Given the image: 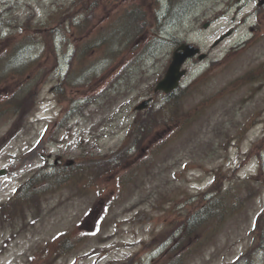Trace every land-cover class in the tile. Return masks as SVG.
<instances>
[{"label":"rangeland","instance_id":"374dc122","mask_svg":"<svg viewBox=\"0 0 264 264\" xmlns=\"http://www.w3.org/2000/svg\"><path fill=\"white\" fill-rule=\"evenodd\" d=\"M137 1L142 14L131 19L135 9L127 5L133 0H0V78H7L0 80V205L29 176L50 178L41 183L40 197L0 207V264H177L171 254L195 232L187 228L189 209L211 195L200 193L222 185L235 188L227 204L235 198L242 207L211 219L215 224L199 249L185 252L182 264H264L262 252L249 253L264 187L254 194L250 188L258 184H248L256 173L264 177L258 169V151L264 150V9L246 24L241 15L251 4L238 11L226 8L234 0H192L184 7L168 0L169 7L175 2V15L159 18L157 27L151 0ZM84 18L91 22L79 31L74 25ZM256 21L258 32L245 40L248 24ZM63 22L68 43L57 47L56 70L48 47L33 40L43 41ZM41 26L43 32L36 29ZM88 36L94 41L86 43ZM21 37L31 45L22 53L9 50ZM177 41L209 54L185 64L181 86H188L187 95L174 121L140 140L128 132L134 106L152 93ZM16 63L22 79L9 72ZM61 77L64 83H58ZM19 90L25 93L21 107L8 112L1 102ZM162 102V94L154 95L147 110ZM44 163L45 173L38 169ZM59 234L77 243L61 252ZM168 236L174 238L159 246Z\"/></svg>","mask_w":264,"mask_h":264},{"label":"trees","instance_id":"16d2710c","mask_svg":"<svg viewBox=\"0 0 264 264\" xmlns=\"http://www.w3.org/2000/svg\"><path fill=\"white\" fill-rule=\"evenodd\" d=\"M10 72H14L13 73L15 75L14 79H16V72H19V71L16 70V69H13ZM17 78L18 79H22L23 75L21 73H18ZM5 79H7V78H0V80H5ZM184 91H185V88H180V89H178L176 91V93L172 92L170 94H167L165 96L164 105L159 110V112L158 111H156V112L155 111L145 112L144 113L145 116L138 118L137 122L135 124H133V127L131 126V130L130 131L132 133H135V135H138L139 139L141 140V138H144L145 136L149 135V133H152L158 127L163 126L162 124H164V122L168 123V121L170 119L174 120L175 117L177 116L176 112L178 110V105L180 103V100L183 97ZM22 94H25L22 90H19L17 95H16V93L13 92V94L10 95L6 99V101H3L1 103H3V105L8 109V112H16V110L21 107L20 96ZM59 97H61V95ZM62 97H63V95H62ZM258 156L261 159V166L263 168V166H264V150H263V152H262V150L258 151ZM43 178L46 179L47 181H42L41 180L42 182H38L39 176L36 175V176H33L32 178H30L25 183L24 187H26L29 190L30 189H33V190L28 191L27 192V196L23 197L24 199L33 198L34 196H37V194L40 191V189L45 188V184H41V183H49L50 178L47 176V174L44 175ZM58 179H59V177H58ZM213 182H215V179H214ZM254 183H256L258 185L259 184L260 185H264L263 176L260 174V176L258 178L254 177V178H252L251 180L248 181L249 185L250 184L252 185ZM254 187L250 188V189L251 190H255ZM222 189L223 188H221V186H220V188H218V189H214V190L210 189V190H207V191L203 192L205 194H209L210 193L211 195H210V197L208 199L204 200V202H205L204 203V206H205L204 213L201 216H196L195 217V220H196L195 225L199 224L200 222L204 223V221H206L205 219L202 218L204 215H206L208 220H209V219H213V218L217 217V215H219V214L223 215L224 212L230 213L231 210H233V209L234 210H239L240 207H242V205L237 206L240 203L237 204V201H236L235 198L232 201V203L234 205L227 204V203H229L231 201L232 194L235 192V190H234L235 188L233 186H229V187H227L224 190H222ZM249 192H252V191H249ZM203 193H201L200 195H202ZM212 194H214V195H212ZM225 194H226V196H225ZM238 201H240V200L238 199ZM11 202L12 201H8L7 203L9 204ZM261 217L262 216L258 217V222L261 219ZM259 227L260 226L258 225V227L256 228L257 232L259 231ZM181 228H182V226H181ZM253 232H254V229H253ZM195 234H197L196 231H195ZM62 240L63 241L65 240V236L62 237ZM181 240H183L184 242L179 247H177V249L183 248L184 246H185L186 249L182 250V251L178 250L179 252L181 251V256L180 257L177 256V255L171 254L173 258H181L182 255L187 250H189V246H192V244L195 245L198 242V240H200V238H198L197 236L191 237V241H190L191 244L189 246H188V239L186 237L185 238H181ZM178 241H180V240H178ZM256 241H257V245H259L260 248L264 247V231H263V228L261 230V235L258 232V237L256 238ZM60 243H61V245H63V242H60ZM61 245H60V247H61Z\"/></svg>","mask_w":264,"mask_h":264},{"label":"water","instance_id":"95a60500","mask_svg":"<svg viewBox=\"0 0 264 264\" xmlns=\"http://www.w3.org/2000/svg\"><path fill=\"white\" fill-rule=\"evenodd\" d=\"M180 48L182 49V52L174 53L173 60L170 63L164 78L158 82L156 89H162L167 92L176 87L178 85V80L185 72L184 70H180L183 60L197 51V49L192 48L189 45H182ZM145 104L146 103H143L141 106Z\"/></svg>","mask_w":264,"mask_h":264}]
</instances>
